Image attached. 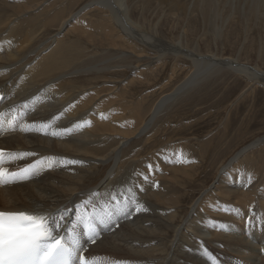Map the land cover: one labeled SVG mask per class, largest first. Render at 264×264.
<instances>
[{"label": "bare ground", "instance_id": "obj_1", "mask_svg": "<svg viewBox=\"0 0 264 264\" xmlns=\"http://www.w3.org/2000/svg\"><path fill=\"white\" fill-rule=\"evenodd\" d=\"M218 1L204 0L206 5L202 13L205 28L210 22L218 20L215 13L221 10ZM229 1L233 5L232 0ZM234 1L242 9V13L239 12L241 17L248 13L249 17L259 8L264 11V0ZM52 2L0 0V92L3 95L0 101V112L3 114L0 135H4L0 137V147L6 154H24L23 159L6 161L5 165L11 166L10 171L33 164L37 166L36 174L31 178L0 187V210L39 212L52 217L63 213V223L70 228L75 209L84 211L83 206L87 204L86 210L91 212L93 206L99 207L104 203L115 205L117 200L123 205L127 198L126 207L122 206L110 218L97 224L94 244L90 243L82 227L76 228L81 245L88 247L86 257L95 259L97 264H211L209 257L215 259V264H264L261 251L264 250V181L258 179L263 175L264 166L253 164L249 155L244 156L247 146L231 157L234 161L238 160L236 164L227 167L225 163L221 164L224 167L220 168L217 184L212 185L213 190L207 189L200 198L197 196V200L194 198V181L200 165L196 158L199 154H195V148L191 152L185 150V145L192 148L187 138H184L186 142L183 146L170 139L179 135L177 130L165 134L159 127L146 138L138 151L129 154L127 150V156L122 155L125 156L123 159L119 156L125 148V141L149 129L168 99H173L176 93L200 81L212 68L231 69L233 73L244 75L250 83L259 80L264 83V71L257 66L240 64L237 58L213 54L201 56L192 50L182 49L179 43H166L150 34L149 29L146 31L144 26L128 21L121 0H94V4L104 8L108 14L98 23L90 19L87 27L82 22L87 20L81 18L85 16L82 12L89 4L84 3V7L68 17V12L64 15L61 10L47 14ZM59 2L62 3L61 0ZM67 3L64 7H68ZM229 8L236 12L238 9L235 5L233 9ZM51 25L57 27L56 34L35 50L32 59L25 57L27 48L36 38L35 29H46ZM107 25L109 30L104 32L103 28ZM81 29L83 32L79 31ZM214 30L219 36L223 29L215 27ZM69 35L77 39L84 36L91 42L106 43L111 48L117 46L126 51L132 50L128 44L143 42L161 54L156 57L158 63L169 49V53H177L190 61L192 70L189 74L186 72V76L171 90L162 94L154 105L152 103V108L147 110V118L142 120L143 116L135 110V102L133 105L129 100L121 105V92L124 93L126 88L125 83H119L116 77L103 81V85L110 83L105 87L98 85L102 75L99 74V80L77 86V93L76 89H70L61 82L60 78L84 51L70 50ZM123 44L127 46L123 47ZM134 50H138L137 47ZM154 64L151 65L156 66ZM142 71L136 67L128 81H135ZM123 106L127 107L129 114L122 113ZM10 118H13L11 126L8 125ZM109 136L112 137L108 139ZM164 136H170L168 142L158 139ZM107 140L112 144L106 145ZM257 141L260 143L261 140ZM198 144L205 150L208 146L206 142ZM148 149L153 151L147 153ZM177 153H181L188 162H177ZM204 153L202 151L200 156L203 160ZM113 157L117 158L115 164L99 187L89 191L87 175L101 166L97 161ZM126 162L128 164L124 166ZM243 164L255 167L259 177H255L253 171H241ZM137 165L142 167L134 171L132 177H126L130 167ZM148 165H152L151 171ZM129 188L134 193L135 203H132L127 191ZM80 195H83L81 199ZM113 196L117 200H113ZM137 207L141 210L137 211ZM218 245L223 248L219 249Z\"/></svg>", "mask_w": 264, "mask_h": 264}, {"label": "rangeland", "instance_id": "obj_2", "mask_svg": "<svg viewBox=\"0 0 264 264\" xmlns=\"http://www.w3.org/2000/svg\"><path fill=\"white\" fill-rule=\"evenodd\" d=\"M50 1H53V5L48 13L46 12L47 14L51 15L52 12L61 10L64 15L68 12V17L71 16L70 14L79 11L85 4H89V6L84 9L85 11L82 12L83 14L85 13V16L83 15V19L81 18V20H87L82 21L84 27H87L86 23L90 19L94 21L97 20L96 22L98 23V21L100 22L101 20L100 18L108 14V11L104 10V8H102V10L95 5V2H93L94 0H65L64 3V0H61L62 3H60L59 0ZM225 1L231 4V1L224 0V2ZM121 2L123 13L127 16L128 21L133 24L144 26L143 28L146 31L149 29L148 32L150 34L162 38L161 40L166 41V43H179L182 49L192 50L195 53L201 54V56L213 54L218 57L237 58L240 64L252 67L257 66L264 71V11L261 12V8L256 11V16V12H252L248 17L249 13L247 12L248 14L242 16L243 19L239 13H242V9L238 4H235L236 2L234 0H232L233 5L219 0L218 2L220 3L219 6L221 10L219 13L215 12L219 21L216 19L214 22H210L209 27L205 28L202 13V8L206 5L204 0H121ZM58 3L60 6H63V8L57 6L59 5ZM65 3L68 4L66 5L68 7H64ZM70 5L72 7H70ZM234 5L236 8L238 7V13L234 10H230L229 6L233 9ZM87 8L89 9L87 10ZM219 18L224 19L221 20ZM213 27L214 29L215 27H222V33L219 36L218 34L216 35ZM72 30L73 29H71V31ZM103 30L107 32L109 26H104ZM71 31L68 33H72ZM79 31L83 32L82 29ZM56 32L57 27L52 25L46 29L43 27L36 28L34 32L36 38L30 44V47L27 48L26 51L28 53H25V57L32 59L35 55V50L39 48V46L45 45V43L50 40L48 38H51ZM63 37L65 38L66 36ZM68 38H70V50L81 49L84 51L81 52L83 54L79 58L81 60L78 59L74 61L68 68L69 71L67 70L64 76L60 78L61 82L67 84L68 88L77 90V86H84L83 84L87 85L93 80H99L98 77L101 74V83H98L100 86L103 85V81L116 77L119 83H125L124 88H126L127 91H124V93L123 91L121 92V95H123V99L120 101L121 105L126 104V101L129 100L132 103L135 102V110L139 115L143 116L142 120L147 118L148 108H152L154 102L157 101L162 94L171 90V88L192 70L191 66L193 64L190 61L185 57L176 55L177 53H169V49L166 50L165 58L164 56L161 57L164 59L158 63L159 60H157V58L161 54L153 46L146 45L143 42L139 43L135 41V45L128 44L132 50L137 47L138 50L132 52L131 48V51H126V49L118 48L117 46L111 48V46L109 47L106 43L91 42L84 36L77 39L73 35H69ZM86 40H88V42ZM125 45L126 44H123V47ZM29 48L31 49L29 50ZM152 63H156L154 64L156 66H152ZM136 67L143 69V71L138 75L135 81L130 83L128 78L133 75V70ZM147 67L152 69L148 68L145 70ZM144 71L146 74H143ZM233 72L234 71L231 69L212 68L208 73L206 72V74L203 75L200 81L195 82L196 84L193 83L191 84L192 86H188L185 90L176 93L173 99H168L166 103H164L162 107L163 110L161 109L155 119L152 120L149 129L125 141L124 147L126 150L122 148L123 150L119 156L123 159L127 156V150L129 154L138 151L140 146L144 144L143 142L146 138L159 127L165 134L171 133L172 130H177V134L179 135L173 138L164 136L158 137V139L166 142L168 137H170L177 145L182 144L183 146L185 145L184 142H186L184 138H187L192 148L190 149L185 145V150L191 152L193 148L196 149L195 154H199L196 158L200 162L196 171L198 172L197 178L194 181L198 190L196 191V188L194 190L196 196L194 198L196 200L198 197L200 198L202 194H205L207 189L210 191L213 190L212 185L217 184L216 181L221 170L220 168L223 169L224 167V165L221 164L225 163V167L236 164L238 160L234 161L231 157H234L239 152L238 150H242L246 146L248 148L244 156L249 155L253 160H251L253 164L256 165L257 163L258 166L259 164H263L264 166V139H262L264 137V83L260 80V82L252 81V83H250L251 81H247L244 75ZM146 77L149 79L145 80ZM109 84L110 83H104L103 86L108 87ZM124 88L122 89L125 90ZM77 92H79V90L75 93ZM140 100L141 102H139ZM144 102L147 106H144ZM136 106L139 107L137 108ZM123 107H121V109L123 108L121 110L123 111L122 113L126 112L124 114H129L127 107ZM144 113L145 115H143ZM111 137L112 136H109L108 139ZM257 140H261V144ZM253 141L254 144H251ZM111 142L112 141L107 140L106 145L108 144L109 146L112 144ZM200 142L207 143L208 146L205 147L206 150L203 146L201 147V145L199 147L198 143ZM100 146L102 147L103 145L100 144ZM131 147L134 148L130 151ZM155 148L157 147L155 146ZM151 151L153 150L149 151L148 149L147 153ZM202 151H205L204 160L200 157ZM250 152L251 154H249ZM123 154L125 156H122ZM220 156L221 158L219 159ZM113 158L97 161L101 163V166L87 175L89 179V186L87 188H89V191L99 187L109 169L115 164V159L117 158ZM201 160L203 161L201 162ZM127 164L128 162H126L124 166ZM243 165L244 167L241 171H253L256 173L255 177H259L255 167L249 164ZM231 166L229 168H231ZM141 167L138 165L131 166L129 170L130 173L127 174L126 177H132L134 171ZM258 179L259 181H264V172L262 177ZM82 196L83 195H80L79 199H81ZM218 248L222 249L223 247L218 245ZM261 251L262 254H264V250Z\"/></svg>", "mask_w": 264, "mask_h": 264}, {"label": "snow or ice", "instance_id": "obj_3", "mask_svg": "<svg viewBox=\"0 0 264 264\" xmlns=\"http://www.w3.org/2000/svg\"><path fill=\"white\" fill-rule=\"evenodd\" d=\"M2 115L0 114V117ZM0 123L3 121L0 120ZM12 123L13 121H8L9 126ZM176 155L177 162H188L181 153ZM23 158L24 154H6L0 149V187L9 186L21 179H29L36 174L35 164L17 171H10L5 166L6 161ZM148 168L151 171L152 165H148ZM250 180L249 176V182ZM127 191L132 203H135L132 189L129 188ZM112 199L117 200V197L113 196ZM127 204L126 198L123 205L117 200L115 205L104 203L99 207L93 206L91 212L86 210V204L83 206L84 211L74 210L75 218L71 220L70 228L63 223L65 220L63 213L58 217H52L51 214L39 212L0 210V264H97L95 259H89L84 255L76 228L82 227L89 240L94 242L97 224L103 223ZM136 210L140 211L141 208L137 207ZM209 259L211 264H215L214 258Z\"/></svg>", "mask_w": 264, "mask_h": 264}]
</instances>
